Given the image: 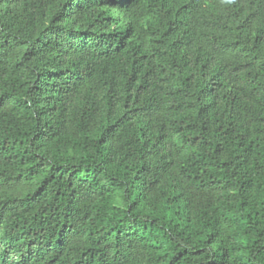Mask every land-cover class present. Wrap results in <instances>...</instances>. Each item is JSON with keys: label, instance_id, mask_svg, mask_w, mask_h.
I'll use <instances>...</instances> for the list:
<instances>
[{"label": "trees", "instance_id": "trees-1", "mask_svg": "<svg viewBox=\"0 0 264 264\" xmlns=\"http://www.w3.org/2000/svg\"><path fill=\"white\" fill-rule=\"evenodd\" d=\"M0 264H264V0H0Z\"/></svg>", "mask_w": 264, "mask_h": 264}]
</instances>
